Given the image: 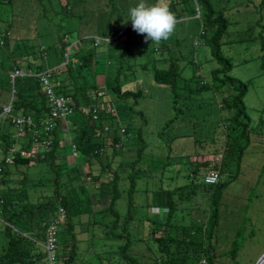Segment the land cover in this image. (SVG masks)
I'll list each match as a JSON object with an SVG mask.
<instances>
[{
    "label": "rangeland",
    "instance_id": "obj_1",
    "mask_svg": "<svg viewBox=\"0 0 264 264\" xmlns=\"http://www.w3.org/2000/svg\"><path fill=\"white\" fill-rule=\"evenodd\" d=\"M69 1L72 2L68 4L71 7L62 10L60 6L66 0H13L11 4L0 5V41L4 32L8 33L7 44L0 45V80L5 89L0 98L5 104L9 101L10 89L9 86V90L6 88L4 82L13 71L14 65H21L29 58L42 70H51L55 74L53 81L57 90L64 84L68 88L66 93L69 97L77 89L78 109L81 110H88L90 102L95 98L97 102H105L106 98L99 93L108 91L115 78L122 89L142 91L143 98L137 104L130 100L122 107L127 112L130 106L132 111H141L145 117L143 123L137 114L133 115L132 131L121 142L124 147L113 156L112 151L107 149L97 160L84 159L77 154L72 165L82 175L94 173L98 176L94 183L87 179L89 183L85 185L86 191L95 193L101 186L105 195L110 190L107 181L111 174L104 168L108 163L110 169H115L119 176L118 189L121 193V197L115 202V209L120 215H124L127 209L125 191L128 185L125 177L130 173L125 163L141 146L136 138L137 130L140 131L146 148L138 168L144 170L146 166H150L153 172L136 181V191L132 197L133 220L128 229L132 240H143L130 247V252L139 255V264H149L152 260L162 264L163 259L156 251L150 232L154 230L155 237L162 235L161 224L164 222L166 209L149 206L154 202L161 203L164 198L158 186L169 190L187 182L186 156H193L190 160L196 162L211 159L218 163L220 154L209 156L204 151L210 150L209 144L212 140L219 143L224 139L228 128L225 120L233 111L224 108L222 98H230L234 92L229 90L222 93L213 88L210 72L217 65L199 36L202 32L201 19L190 12L193 7L191 0H184L186 12L177 20L173 34L166 41L158 44L151 41L145 43L143 35L138 34L124 43V38H114L116 35L109 31V38L114 39L97 47L92 44L93 37H99L103 30H107V26L109 29L114 28L113 20L120 25L131 22L129 9L136 6L139 0H112L110 5L107 0ZM209 1L214 10H223L227 20L220 52L232 66L229 72L233 78L232 85H245L246 93L242 103L250 122L249 141L241 159L239 174L221 194L219 222L211 240L214 245L213 260L215 264H255L264 253V77L259 68V28L254 22L261 15V24L264 26V4L259 7L260 0ZM73 2L79 3L76 6ZM113 3L116 11L111 12ZM146 3L152 4L155 0H146ZM259 9L261 11L258 14L255 10ZM63 34L70 37L68 42L71 53L67 61L60 54L58 43V37ZM80 38L83 40L80 41ZM40 47H43V57ZM86 51H90L93 56L91 70H74L69 76L66 68H63L65 62L75 65L72 53L81 55ZM170 61H175L180 71L177 82L179 96L175 104L177 108L182 107L180 114L172 108L170 90L152 81L153 67L164 69ZM143 65L145 66L142 67ZM196 85L202 86L204 90L201 93L194 91ZM96 92L97 97L94 96ZM73 117L74 114L65 121L69 130L67 144L72 137V126L68 122ZM171 119L170 125L165 126ZM8 130L13 134L17 133L12 126ZM201 151L202 154L199 153ZM60 155L55 162L58 165L62 163ZM65 164L71 165L66 162ZM204 173L205 169L201 174ZM10 174L14 185L23 175L28 184L34 182L36 186L28 188L29 196L48 197L52 191V174L45 163L19 167L18 170L12 167ZM105 205L106 201L102 199L95 204V208L101 209ZM178 208L183 212L177 213L176 218L182 216L186 223L190 220L203 222L208 216V196L197 192L188 203L180 204ZM146 218L158 225H151ZM93 220L104 224L110 218L107 216L94 219L82 216L73 220L77 245L74 264H118L121 260L117 255V247L123 244V240L106 239L101 231L103 225H93ZM13 228L20 231L18 224ZM238 229L242 230V242L234 260H230L226 253ZM58 241L60 251V237ZM6 243L3 223L0 220V252ZM60 260L59 258V263ZM195 264H204L203 259Z\"/></svg>",
    "mask_w": 264,
    "mask_h": 264
},
{
    "label": "trees",
    "instance_id": "obj_2",
    "mask_svg": "<svg viewBox=\"0 0 264 264\" xmlns=\"http://www.w3.org/2000/svg\"><path fill=\"white\" fill-rule=\"evenodd\" d=\"M12 1L0 0V5L5 3L11 4ZM107 1L108 5L112 2V0ZM151 1L153 0H149V2ZM191 1L193 2V7L190 9V12L194 16L198 15L197 18L201 19L202 32L199 36L208 47L209 53L217 65V68L210 72L213 88L217 92L222 93L229 90L234 92L230 98H222L224 108L232 110L233 114L225 120L228 128L224 139L219 143L212 140L209 144L210 150L204 151L209 156L220 154L221 157L218 163H215L211 159H205L199 162L192 161L190 159L193 156L188 155L185 157L188 165L187 182L169 190H163L162 187L158 186L159 192L164 198L161 199V203L154 202L149 207L165 208L166 214L164 216V222L161 224L162 235L155 237L154 230H151L150 234L156 244L157 253L163 259L162 264H195L200 259H203L204 264H215L213 260L214 245L211 240L219 222L218 209L221 194L229 184L236 180L239 174L241 159L249 141L250 122L247 119L246 109L242 103V99L246 93L245 85L241 84L237 87L232 85L233 78L229 75L232 66L228 59L220 52L221 38L226 32L227 27V20L224 17L223 10H214L209 0ZM69 3L72 2L66 0L60 6V9H69L71 7L68 5ZM78 3L73 2L76 6ZM167 3L169 4L170 11L175 13L177 20L184 16L186 12L184 0H168ZM263 4L264 0H260L258 6L260 7ZM110 11H116L115 3L112 4ZM255 11L259 14L261 10ZM108 16L110 17V15ZM261 21L262 16L259 15L254 24L259 28L257 36V43L261 53L259 57V68L264 77V26L261 24ZM113 23H115V27L109 29L107 26V30H103L100 36L108 38L109 31L115 35L127 24H131L129 22L120 25L115 20H113ZM137 36L138 34L130 26L117 38H124V43H126L131 37ZM7 37L8 33L4 32L1 36L0 45L4 46L7 44ZM63 39L70 40V37L68 34H63L58 37L61 55L64 54L65 48L69 45V42L63 41ZM79 40L81 41L83 38ZM43 53L44 51H40L41 55ZM72 54H74V63L76 64L74 65L68 62L63 67L66 68L69 76L74 70H91L93 56L90 51H86L81 55L77 53ZM15 69L23 71L32 69L34 72L42 71L40 66L36 65L30 58L23 61L21 65H14L13 70ZM179 78L180 71L175 61H170L164 69L153 67V83L167 87L170 90L173 103L172 108L177 110L178 114L182 112V107L177 108L175 105L179 96L177 92ZM52 83L54 84L53 79ZM4 84L7 89L8 86L10 89L8 78ZM14 88L15 96L12 102L14 111L23 116H29L36 127H38L39 121L43 120L47 115V108L44 105L43 96L39 92L37 80L33 78H18L14 82ZM54 89L56 93L68 97L66 93V89L68 88L64 84L58 90L54 84ZM3 90L5 89L0 80V94ZM193 90L201 93L204 88L196 85ZM186 91L188 92V88ZM76 94L77 89H74L73 94L69 96L73 102L74 111V117L70 119L72 126V137L70 141L76 153L84 159L97 160L107 149L112 151V156L116 155L117 151H120L124 147L121 142L126 140L129 137L130 131H132L131 118H133L134 114H137L140 120L145 123V117L141 111H132V108L129 106L126 112L122 108L130 100L134 104H137L143 98L142 91L140 89H122L117 78L114 79V84L110 86L108 91L99 93L100 96L106 98L105 102H97L95 98L90 102V107L86 111L78 109L79 102ZM97 95L96 92L94 96L97 97ZM111 106L115 112V116L113 117L107 113V110ZM92 110L96 112L95 119H92ZM174 118L176 119L178 117ZM171 122L172 119L168 120L165 126L170 125ZM9 127L11 125L7 121H3L0 124V149L4 156L7 155L9 147L16 145L15 139L11 137L14 134L5 130V128L8 129ZM119 130H122L123 133L120 134ZM50 135L52 142L50 150L42 151L32 159L21 158L16 154L10 165H0V186H2L0 187V220L3 223V235L7 240L5 248L0 252V264H45L47 261L46 253L41 245L44 241L47 228L55 223L60 209L64 212L65 219L59 225L57 234V238L60 237L62 240V246L59 251L58 241L56 256L57 259L60 258L61 260L60 263L57 262L56 264H74L77 255V245L73 233V220L82 216H88L94 219L95 217L103 218L108 216L110 220L107 223L101 224L100 221L93 220L91 224L95 225L100 223L101 226L103 225L101 231L106 239L123 240V244L117 247V255L119 260H121L118 264H139L141 262L139 255L137 254L136 256V254L130 252V247L137 245L138 242L143 240L141 238L132 240L129 233L128 225L133 220L132 197L136 191V181L145 178L146 174L153 172L150 166H146L144 170L138 168L141 164V156L146 148L140 131L137 130L136 138L140 141L141 146L136 149L134 156H130L128 162L125 163L130 169V173L125 177L128 185L125 191L127 209L124 215H120L115 209V202L121 197L118 189L119 176L117 171L110 169L108 163L107 167L104 168L111 174V178L107 181L110 189L107 195L104 194L101 186L97 188V192L89 193L85 189V185L89 183L87 179L94 183L97 181L98 176L94 173L82 175L74 165L66 166L64 162L65 158L62 156H59L62 163L59 165L56 164L58 155L61 154V150L58 148V138L60 135L58 123ZM19 143L21 144H19L21 149H30L31 140L27 133L24 134ZM199 153L202 154V151ZM40 163H45L48 171L52 174L50 180L52 191L48 197L29 196L28 188L36 185L33 181L28 184L24 175L19 181L15 182V185L10 179L12 167L18 170L19 167L26 168ZM11 165L12 167L10 168ZM165 166L166 164L163 168ZM203 169L206 172L210 169L218 170L220 175L219 181L212 186L205 185L203 183V177L206 173L201 174ZM197 192L208 196L207 218L203 222L190 220L189 223L184 222L182 216L176 218L177 213L183 212V210L178 208V205L188 203ZM102 199L106 201V205L101 209L95 208V204ZM146 221L153 226L158 225L153 220L146 218ZM15 224H18L20 231L14 230L13 227ZM242 238V230L238 229L226 253V256L230 260H234L240 248ZM149 264H158V261L153 262L152 260Z\"/></svg>",
    "mask_w": 264,
    "mask_h": 264
},
{
    "label": "built area",
    "instance_id": "obj_3",
    "mask_svg": "<svg viewBox=\"0 0 264 264\" xmlns=\"http://www.w3.org/2000/svg\"><path fill=\"white\" fill-rule=\"evenodd\" d=\"M130 26L131 24H127L125 27H123L121 30H119V32H117V34H115L116 36L114 38L120 36L124 30ZM114 38H106L102 36L93 37V46L97 47L101 44H107V42L112 41ZM63 41L68 42L69 40L63 39ZM40 51H43V48H40ZM70 53L71 45L69 44L65 48L63 54V57L66 58V61ZM42 56H44V54H42ZM66 64L67 62H65L63 67ZM52 77L53 74L51 70L34 72L32 69H26L24 71L15 69L8 75L10 97L6 104H0V124L3 121H7L21 136V138H23L24 134L27 133L29 139L31 140V147L29 150H23L20 148V146H11L8 148V153L6 156L2 155L0 149V165H10L16 154H18L21 158L32 159L38 153L50 150L52 143L50 133L57 123L59 124L60 130L58 148L60 150H65L66 148L69 150V156L68 159H65V162L67 164H73L75 158L77 157V153L71 146V138H69L70 140H68V144L66 143L67 137H69V130L65 125V121L74 113L73 102L69 97L55 92L54 84L52 83ZM18 78H33L37 80L39 92L42 94L44 105L47 108V115L43 120L39 121L38 127H36L29 116H23L14 111L12 104L15 96L14 82ZM107 113H109L111 117L115 116L114 108L111 106V108L107 110ZM91 114L92 119H95L96 112L92 110ZM119 133L122 134L123 131L119 130ZM219 176L218 170L210 169L204 175L203 183L210 186L215 185L219 181ZM64 219V212L60 209L55 223L50 225L45 232L44 241L41 245L46 253L47 261L45 264H56L58 262L56 256L58 246L57 234L59 231V225L64 222Z\"/></svg>",
    "mask_w": 264,
    "mask_h": 264
},
{
    "label": "clouds",
    "instance_id": "obj_4",
    "mask_svg": "<svg viewBox=\"0 0 264 264\" xmlns=\"http://www.w3.org/2000/svg\"><path fill=\"white\" fill-rule=\"evenodd\" d=\"M129 17L132 29L143 35L145 43L151 41L158 44L166 41L177 25L175 13L170 11L167 0H155L152 4L139 0L136 6L129 9Z\"/></svg>",
    "mask_w": 264,
    "mask_h": 264
},
{
    "label": "crops",
    "instance_id": "obj_5",
    "mask_svg": "<svg viewBox=\"0 0 264 264\" xmlns=\"http://www.w3.org/2000/svg\"><path fill=\"white\" fill-rule=\"evenodd\" d=\"M0 104H5V103H3V101L1 100L0 101ZM68 124H70L71 125V122H68ZM5 130H8L7 128H5ZM9 132H10V130H8ZM11 133V132H10ZM72 134V133H71ZM11 137H13L14 139H15V142H16V145L18 146L20 143V140L22 139L21 138V136L18 134V133H16V134H14V135H11ZM18 143V144H17ZM21 145V144H20ZM19 145V146H20ZM61 155L60 156H64L65 155V159L67 158L68 159V156H69V150L66 148L65 150H61Z\"/></svg>",
    "mask_w": 264,
    "mask_h": 264
},
{
    "label": "water",
    "instance_id": "obj_6",
    "mask_svg": "<svg viewBox=\"0 0 264 264\" xmlns=\"http://www.w3.org/2000/svg\"><path fill=\"white\" fill-rule=\"evenodd\" d=\"M264 260V253L257 259V261L255 262V264H261Z\"/></svg>",
    "mask_w": 264,
    "mask_h": 264
},
{
    "label": "bare ground",
    "instance_id": "obj_7",
    "mask_svg": "<svg viewBox=\"0 0 264 264\" xmlns=\"http://www.w3.org/2000/svg\"><path fill=\"white\" fill-rule=\"evenodd\" d=\"M261 264H264V260H263V262Z\"/></svg>",
    "mask_w": 264,
    "mask_h": 264
}]
</instances>
